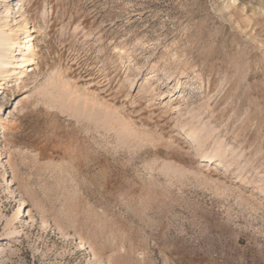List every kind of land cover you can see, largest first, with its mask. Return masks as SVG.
Returning a JSON list of instances; mask_svg holds the SVG:
<instances>
[{
    "label": "rangeland",
    "instance_id": "obj_1",
    "mask_svg": "<svg viewBox=\"0 0 264 264\" xmlns=\"http://www.w3.org/2000/svg\"><path fill=\"white\" fill-rule=\"evenodd\" d=\"M5 7L0 264H264V0Z\"/></svg>",
    "mask_w": 264,
    "mask_h": 264
},
{
    "label": "bare ground",
    "instance_id": "obj_2",
    "mask_svg": "<svg viewBox=\"0 0 264 264\" xmlns=\"http://www.w3.org/2000/svg\"><path fill=\"white\" fill-rule=\"evenodd\" d=\"M10 22L16 24L15 18L12 17L11 8L5 7L4 12L0 14V77L2 74L11 76L19 74L20 71H22L21 73H24L28 69V64H34L37 61V55L33 52L30 40H26V37H22L27 27V19L24 18L21 23L15 26V28L11 26ZM16 50L19 52L16 59L17 65H15L14 68L8 69V66L11 64L13 52ZM30 54L33 56L30 57ZM22 204L23 201L21 202L19 209H22ZM27 213L28 216H31L29 211H27ZM79 245L80 248L84 246L82 241L79 242Z\"/></svg>",
    "mask_w": 264,
    "mask_h": 264
}]
</instances>
